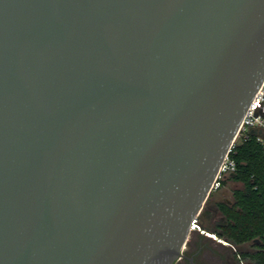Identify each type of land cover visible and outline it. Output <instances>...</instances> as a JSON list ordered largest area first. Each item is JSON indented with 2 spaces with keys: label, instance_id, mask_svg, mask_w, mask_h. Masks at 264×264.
I'll return each mask as SVG.
<instances>
[{
  "label": "water",
  "instance_id": "95a60500",
  "mask_svg": "<svg viewBox=\"0 0 264 264\" xmlns=\"http://www.w3.org/2000/svg\"><path fill=\"white\" fill-rule=\"evenodd\" d=\"M263 85L264 0H0V264H176Z\"/></svg>",
  "mask_w": 264,
  "mask_h": 264
},
{
  "label": "trees",
  "instance_id": "16d2710c",
  "mask_svg": "<svg viewBox=\"0 0 264 264\" xmlns=\"http://www.w3.org/2000/svg\"><path fill=\"white\" fill-rule=\"evenodd\" d=\"M230 159L236 171L220 180V187L211 193L207 205H218L227 221L219 237L240 249L241 260L264 264V145L255 135L237 140ZM230 184L235 186L232 203L215 201L219 190Z\"/></svg>",
  "mask_w": 264,
  "mask_h": 264
},
{
  "label": "flooded vegetation",
  "instance_id": "af4514ba",
  "mask_svg": "<svg viewBox=\"0 0 264 264\" xmlns=\"http://www.w3.org/2000/svg\"><path fill=\"white\" fill-rule=\"evenodd\" d=\"M262 107L264 108V98ZM262 117H264V112L262 113ZM230 198L232 200V193ZM231 200L225 199L228 204L232 203ZM202 215L208 220L209 229L214 234H223V228L227 226V221L217 204L214 203L207 205L206 203ZM199 218L200 216L198 217L196 224L201 226V222L198 221ZM198 228L201 230L200 227ZM202 235H205L206 239H211L206 233H203ZM224 241L226 240L224 239ZM217 244L220 249L227 252L226 255L215 254L209 251L204 244L197 242L196 239L189 238L188 243L183 250L182 258L176 264H243L239 254L240 249L235 248L228 242H218Z\"/></svg>",
  "mask_w": 264,
  "mask_h": 264
},
{
  "label": "built area",
  "instance_id": "2783aa9c",
  "mask_svg": "<svg viewBox=\"0 0 264 264\" xmlns=\"http://www.w3.org/2000/svg\"><path fill=\"white\" fill-rule=\"evenodd\" d=\"M263 98H264V85L255 96V99L253 100L248 113L244 117L237 138L230 153L232 152L240 135L242 136L241 139H243L244 141L247 140L250 135H255L257 137V140L264 145L263 139L261 137L262 135L261 133H263L264 131V119L262 117V112H264V108L262 107ZM230 153L226 157L225 161L221 166L215 185L213 187V191H216L219 188L220 180H222V178L225 175L236 171V165L230 159ZM195 224L196 223H194V226L192 227L193 230H195L197 227Z\"/></svg>",
  "mask_w": 264,
  "mask_h": 264
},
{
  "label": "rangeland",
  "instance_id": "374dc122",
  "mask_svg": "<svg viewBox=\"0 0 264 264\" xmlns=\"http://www.w3.org/2000/svg\"><path fill=\"white\" fill-rule=\"evenodd\" d=\"M263 119H264V117H263ZM261 134H262L261 137H262L263 142H264V131ZM241 138H242V136L240 135L238 140H240ZM234 188H235V186L232 184L228 185L227 187L222 188L221 190H219V192L215 196L214 200L215 201H217V200L225 201V199L231 200V198H230L231 197V191ZM198 221L201 222V226H199V224H195L197 226V229L192 231L190 238L196 239L197 242L204 244L209 251H211L215 254L226 255L227 252L220 249L218 244H217L218 242L224 243V238H220L219 235L214 234L209 229L208 220L205 217H203L202 214L200 215V218ZM198 227H200L201 230ZM203 233H206V235H209L212 238L206 239L205 235H202ZM243 264H246V263L243 262Z\"/></svg>",
  "mask_w": 264,
  "mask_h": 264
},
{
  "label": "bare ground",
  "instance_id": "6f19581e",
  "mask_svg": "<svg viewBox=\"0 0 264 264\" xmlns=\"http://www.w3.org/2000/svg\"><path fill=\"white\" fill-rule=\"evenodd\" d=\"M212 238V237H211Z\"/></svg>",
  "mask_w": 264,
  "mask_h": 264
}]
</instances>
